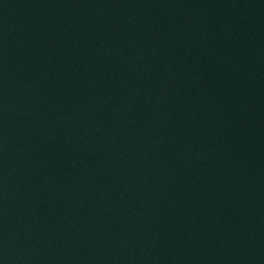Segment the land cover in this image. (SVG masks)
Masks as SVG:
<instances>
[{"label": "water", "instance_id": "95a60500", "mask_svg": "<svg viewBox=\"0 0 264 264\" xmlns=\"http://www.w3.org/2000/svg\"><path fill=\"white\" fill-rule=\"evenodd\" d=\"M0 264H264V0H0Z\"/></svg>", "mask_w": 264, "mask_h": 264}]
</instances>
